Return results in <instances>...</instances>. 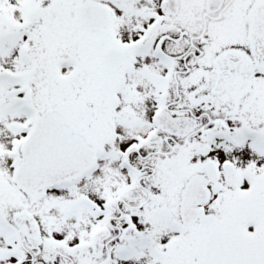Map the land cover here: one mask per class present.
<instances>
[{"label": "flooded vegetation", "instance_id": "flooded-vegetation-1", "mask_svg": "<svg viewBox=\"0 0 264 264\" xmlns=\"http://www.w3.org/2000/svg\"><path fill=\"white\" fill-rule=\"evenodd\" d=\"M60 9L80 32L43 109L50 80L31 55L59 47L29 46L37 27L53 39ZM23 14L4 89L24 116L17 163L44 114L66 130L41 131L63 135L56 148L80 138L96 159L32 193L0 171V264H264V0H25Z\"/></svg>", "mask_w": 264, "mask_h": 264}, {"label": "rangeland", "instance_id": "rangeland-1", "mask_svg": "<svg viewBox=\"0 0 264 264\" xmlns=\"http://www.w3.org/2000/svg\"><path fill=\"white\" fill-rule=\"evenodd\" d=\"M23 6H25V0H0V171L1 177L6 178L7 180L8 176L13 172L11 170L17 163L15 152L16 145L20 137L15 130L19 127V123L15 121L23 120L24 116H22L19 110L10 107L9 103L5 99V82H9V79L5 77V72H10L12 74L15 73L16 70H18L17 73L20 72V67L18 68L15 65L13 66L11 62L16 60L19 62L17 54L19 50L22 49L20 46L24 44V38L20 37L21 29L19 27L23 29H30L31 26L28 21L24 19ZM68 13L69 9H60L59 14L55 15V17L51 20H44L45 27L50 26L52 29L53 39H47L49 36L48 28L45 30H41L38 27L37 29H33L35 36L32 42H30V48L33 49V45L37 44L39 46L40 53L43 56L42 52L49 53L53 51L55 46L59 47L58 55L49 57L48 54L47 56H44L41 61L39 57L31 55V62L35 64L38 69H40L39 71L43 75L44 79H47L48 75L50 80V82H48L49 86H44L45 90H43V92L47 91V94H49L45 101V105L42 106L43 109L55 107V101L52 96V81L54 85H56L57 80H62L54 76L57 72L55 65L60 61L59 59L71 56L69 45H71L74 40V37L71 35H75L77 32H80L75 29L74 25H71L68 20L70 17ZM20 18L22 19L21 23ZM43 39L48 41L40 42ZM27 42L28 40L25 39V46H27ZM43 85H45V83ZM38 89L39 86L33 88L36 93L37 91H41ZM65 89L66 88L61 86L58 90V93H60V100L62 99V93ZM235 150L237 154H242L239 156L243 159L247 150V144L242 142L238 147H235ZM262 155L263 158H261V163L264 165V154ZM44 210H47V208L44 207ZM50 211H52V208H50L49 213ZM164 232L165 231L163 230H156L154 235H166Z\"/></svg>", "mask_w": 264, "mask_h": 264}, {"label": "water", "instance_id": "water-1", "mask_svg": "<svg viewBox=\"0 0 264 264\" xmlns=\"http://www.w3.org/2000/svg\"><path fill=\"white\" fill-rule=\"evenodd\" d=\"M84 9L85 7H82L80 13H83ZM53 130L66 131L60 120L51 115L36 117L29 136L21 147L22 160L13 172L12 181L26 193L35 192L44 185L50 186L56 181L63 180V178L91 165L95 160L93 152L81 148L83 146L80 138H71L75 143L71 144L73 148L68 151L56 148L52 139L63 135L61 133L50 135L41 132ZM40 139L49 142L39 143ZM207 171H209L208 166ZM198 179L199 176H193L182 190L181 213L183 212V201L187 202L186 206L190 203L191 207L188 206L187 210L193 212L194 200L187 199V196L194 193ZM195 216V214H191L189 218L194 219Z\"/></svg>", "mask_w": 264, "mask_h": 264}]
</instances>
